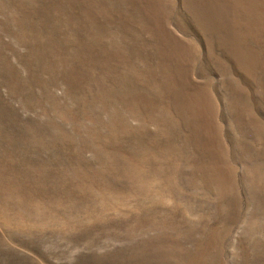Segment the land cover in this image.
<instances>
[{
	"label": "rangeland",
	"instance_id": "1",
	"mask_svg": "<svg viewBox=\"0 0 264 264\" xmlns=\"http://www.w3.org/2000/svg\"><path fill=\"white\" fill-rule=\"evenodd\" d=\"M0 264H264V0H0Z\"/></svg>",
	"mask_w": 264,
	"mask_h": 264
}]
</instances>
